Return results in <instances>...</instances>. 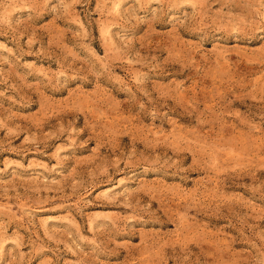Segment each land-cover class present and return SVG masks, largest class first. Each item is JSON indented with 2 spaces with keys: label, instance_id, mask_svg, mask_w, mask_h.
<instances>
[{
  "label": "rangeland",
  "instance_id": "rangeland-1",
  "mask_svg": "<svg viewBox=\"0 0 264 264\" xmlns=\"http://www.w3.org/2000/svg\"><path fill=\"white\" fill-rule=\"evenodd\" d=\"M0 264H264V0H0Z\"/></svg>",
  "mask_w": 264,
  "mask_h": 264
}]
</instances>
